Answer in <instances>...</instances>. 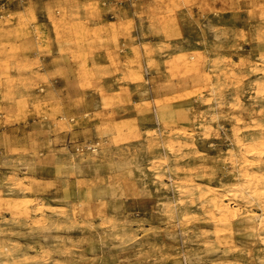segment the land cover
<instances>
[{
  "label": "rangeland",
  "instance_id": "374dc122",
  "mask_svg": "<svg viewBox=\"0 0 264 264\" xmlns=\"http://www.w3.org/2000/svg\"><path fill=\"white\" fill-rule=\"evenodd\" d=\"M262 138L264 0H0V264H264Z\"/></svg>",
  "mask_w": 264,
  "mask_h": 264
},
{
  "label": "bare ground",
  "instance_id": "6f19581e",
  "mask_svg": "<svg viewBox=\"0 0 264 264\" xmlns=\"http://www.w3.org/2000/svg\"><path fill=\"white\" fill-rule=\"evenodd\" d=\"M260 70V69H259ZM251 71V70H250ZM257 71V70H256ZM259 73V72H258ZM263 80V79H262ZM238 108V107H237ZM239 109V108H238ZM243 112V111H242ZM263 139V138H262ZM238 140V139H237ZM264 140V139H263ZM255 142V141H254ZM263 142V141H262ZM245 144V143H244ZM259 146V145H257ZM258 148V147H257ZM256 150V149H255ZM254 150V151H255ZM259 152V151H258ZM245 153V152H244ZM245 155V154H244ZM258 155V154H256ZM244 157V156H243ZM245 171V170H244ZM255 176V175H254ZM258 176V175H257ZM256 177V176H255ZM262 177V176H260ZM254 178V177H253ZM257 178V177H256ZM245 181V180H244ZM240 185V184H239ZM198 189V188H197ZM30 190V189H29ZM263 191V190H262ZM240 198V197H239ZM23 199V198H22ZM226 199H222V201H224ZM1 197H0V202H1ZM222 201H220L217 197V195H211L210 196V199H209V203H211V205L218 209V211L221 213V215H224L225 217H228V216H232L234 217V213L230 212V208H226L225 206L222 205ZM230 201V200H228ZM232 201V200H231ZM36 202H33L32 204H34ZM31 204V205H32ZM5 205L14 213V214H18L20 213L21 211H28L29 209V204L27 201H21V202H15V201H8L5 203ZM33 209V208H32ZM7 212V211H6ZM232 213V214H231ZM233 219V218H231ZM220 220V219H219ZM230 220V219H229ZM6 249V248H5ZM4 251V250H3ZM10 254V253H9ZM8 259V258H7ZM28 261V260H27ZM5 264V263H4ZM17 264V263H16Z\"/></svg>",
  "mask_w": 264,
  "mask_h": 264
}]
</instances>
